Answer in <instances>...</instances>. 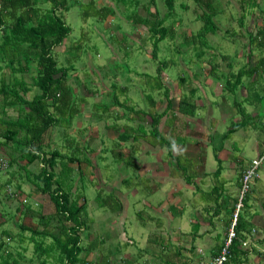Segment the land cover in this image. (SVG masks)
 Listing matches in <instances>:
<instances>
[{
	"label": "rangeland",
	"instance_id": "rangeland-1",
	"mask_svg": "<svg viewBox=\"0 0 264 264\" xmlns=\"http://www.w3.org/2000/svg\"><path fill=\"white\" fill-rule=\"evenodd\" d=\"M87 1L68 0L69 9L63 16L70 32L52 51L58 66H70L67 68L66 85L77 100L81 99L78 101L80 112L71 120L66 132L80 145L86 146V153L96 171L93 176H85L83 180L87 208L85 219L90 223H87L89 228L86 231L84 228L79 232V245L83 249L79 257L91 264H99L103 258L110 264H197L194 257L201 252L204 256L208 254V248L216 243V234L220 238L223 235L221 219L225 217L224 211L221 210L214 217L213 211L206 209L214 207L215 202L221 205L227 202L228 205L231 202L229 198L238 199L240 189L236 184L237 176L247 169L251 160L257 158L264 146V72L256 82L253 81L257 75L241 78L232 93L221 89L225 76L220 77L229 71L236 73L242 66H253L264 54V49L257 51L250 47L248 57L249 48L244 46L246 32H254L261 26V16L257 8H253L239 27L235 21L238 0H230V4H227V0H217L224 12L213 18L218 30L206 36L210 49L203 50L202 57L198 59L195 48L178 45L181 33L194 34L200 28L201 23L195 20L199 9L191 0H174L173 17L169 22H172L175 34L173 39L158 43L155 56L156 61L170 60L173 64L159 72L162 88L157 90L156 61L150 57L152 45L149 35L143 26L126 21V14L132 11L142 15L140 6L147 5V0H139L136 6L129 4V0L125 5L110 0H94L96 8L115 7L114 16L102 22H97L92 16L87 19L81 16ZM161 1L156 0L159 13L164 11ZM257 2L258 7L264 9V0ZM148 8L150 12L153 11L152 5ZM218 55L230 58V69L226 68V62L221 61ZM209 62L217 66L215 75L207 72ZM34 66L30 62L28 72L14 76L22 78L30 86L35 76ZM11 76L9 69L3 66L0 77L10 82ZM179 77H182V83ZM112 84L126 88V95L116 93L118 101L128 99L134 108L148 107L147 96H150L154 100L151 111L156 114L161 113L165 106L164 89L171 100L172 111L176 112L180 95L187 93L190 87H196L195 116L188 118L176 112L175 122L163 116L158 129L168 140L169 151L147 137L134 144L132 162L127 164L128 156L124 152L129 145L121 146L118 152L123 155V160L126 158L124 161L113 158L108 150L116 132L105 128L111 124L121 126L125 122L116 116L122 114V108L116 107L114 111L111 109L104 114L92 108L93 104H107L111 100V95L106 94ZM35 92L36 89L30 87L24 97L30 99ZM242 99L244 111L257 118V128L246 126L222 139L226 131L239 121L240 115L233 103ZM149 120L145 116L139 121L145 131H148ZM60 132V128L54 129L50 141L55 144ZM219 145H222L221 148ZM214 152L220 164L217 181L212 176L218 167ZM94 155L105 158L103 161L98 158L93 160ZM176 161L179 168L175 166ZM32 167L29 168L33 171ZM257 174L256 181L252 179L250 183L253 194L248 203L249 213L253 217L245 246L251 243L255 251H260L263 256L249 253L247 264H264V215L260 209L264 170L260 168ZM8 176L6 170L1 172L0 184ZM121 180L125 181L121 183ZM17 184L21 188L18 197L10 195V199H5L4 186L0 190V214H4L0 215V221L4 220L0 232L4 229L11 235V240L1 237L5 246L0 250V255L8 251L17 264H40L47 257H37L29 241L18 242V225L30 226L33 221L20 216L14 208L22 201L33 208L40 206L44 213H48L51 207L45 196L37 195L35 198L31 195V186L24 179L18 178ZM213 186L215 192L210 193ZM10 187L7 193L15 189L16 178ZM95 201L107 205L97 206ZM209 218L213 229L208 224ZM195 223L198 225L196 238L191 236L194 235ZM204 231L207 232L202 237H197ZM20 235L28 236V232H21ZM89 245L92 249L86 250ZM191 246L195 247L192 252ZM50 257H55V253ZM50 257L43 261L56 264Z\"/></svg>",
	"mask_w": 264,
	"mask_h": 264
},
{
	"label": "trees",
	"instance_id": "trees-1",
	"mask_svg": "<svg viewBox=\"0 0 264 264\" xmlns=\"http://www.w3.org/2000/svg\"><path fill=\"white\" fill-rule=\"evenodd\" d=\"M110 1L121 5H125L126 2V0ZM191 1L199 9V14H196L195 20H198L201 26L194 34L185 35L181 33V42L178 46L195 48V56L199 59L203 55V50L210 49L206 43V36L209 34L213 35L218 30V25L213 21V18L223 14L224 11L217 0ZM128 2L136 6L139 0H129ZM146 2L147 5L140 6V11L144 15L132 11L126 14V21L133 25L143 26L146 29L152 45L150 57L151 60L156 61L158 43L164 39H173L175 34L172 22H169L173 17L174 0L161 1L164 9L163 13L158 12L156 0H147ZM230 3L231 1L227 0V4ZM150 5L153 6L152 12L148 8ZM258 6L257 0H238L235 6V21L239 27L243 25L244 18L253 8H257L258 14L261 16V26L254 32H246L247 41L244 46L249 48L248 57L251 53L250 47L257 51L264 49V9ZM114 8V6L113 8L109 6L96 8L94 0H88L85 4V9L81 11V16L84 19L92 16L97 22H102L107 17L114 16ZM68 9V0H0V71L5 66L12 74L10 82L0 77V152L3 153L0 158L7 163L5 170L9 175L4 180V183L0 184V190L4 186L6 193L3 194V197L5 199H10V195L18 197L21 194V188L17 181L18 178L19 180L24 179L31 186L32 196L35 198L38 197L37 195L45 196L49 201L51 210L48 213H44L40 206L39 208H33L26 205L25 201L20 202L14 208L20 216L23 215L33 221L30 226L18 225L20 233L28 232V236H23L19 233L18 242L29 241L37 257L43 255L47 257L45 258L47 260L49 259L48 257L54 256L55 253V257L50 258L56 264H91L90 261L79 257L83 250L79 245V232L84 228V231H86L89 228L87 223H90L89 220L87 222L85 219L87 208L83 195V180L85 176H93L96 171L91 165L90 157L86 153V146L80 145L66 132L71 120L80 112L78 101H81V99L77 100L74 93L66 85L67 68H70V66H58L52 54L53 49L60 45L70 32L63 16V13L67 12ZM218 56L221 61L226 62V68L230 69V58L226 55ZM30 62L35 65V76L32 78L30 86H28L22 78L14 75L28 72L30 70ZM155 64L156 79H158L156 88L158 90L162 88L158 77L159 72L166 69L173 62L161 60L156 61ZM209 65L208 74L215 75L214 72L217 66L213 62H209ZM262 72H264V54L257 59L253 66H242L236 73L229 71L226 75H220L221 78L225 76L223 88L221 87V89L232 93L240 84L241 78H250L252 75H257L253 81L256 82L262 77ZM179 81L183 82L182 77H179ZM30 87L36 89V92L30 99H26L24 95L30 91ZM195 92L196 87H190L187 93L180 95L177 101V113L188 118L195 116L197 108ZM116 93L126 95V88L112 84L111 90L107 91L106 94L108 96L111 95V100L107 104H93L92 106L96 112L99 111L103 114L111 111V109L114 111L116 107L122 108V114L116 116L117 118H122L125 122L121 126L114 124L105 126L106 129L116 132V137L111 142V148L108 150L110 155L122 161L123 155L118 152L121 146L124 147L127 144L130 151L127 153V149L124 153L128 156L126 163L130 164L132 162L131 155L136 146L134 144H138L139 140L147 137L150 138V141H155L158 146L165 147L168 152L170 149L169 142L158 129L159 121L163 116H167L168 119H166L168 121L175 122L176 112L171 109V100L167 97L166 89L162 93L166 99L165 106L161 113L158 114L151 111L154 100L150 96H147L148 107L140 109L134 108L132 104H129L128 99H123L122 102L118 101ZM243 101L242 99L240 102L233 103L237 107L240 119L226 131L222 139H225L231 133L244 129L246 126L257 128L255 126L257 118L254 119V117L244 111L241 107ZM251 103L254 105L258 104L256 102ZM145 116L150 119L148 131H145L139 122ZM256 117H258L257 114ZM58 128L61 129V132L59 139L54 144L52 140L50 141V138L53 130ZM259 131L261 132V130ZM221 146L219 145L220 148ZM102 151L104 152V150ZM263 154L264 146L257 157H261ZM96 158L103 161L105 157L94 155L93 160H96ZM172 159H176V157H172ZM214 159L218 167L212 172V176L217 181L220 173V164L215 152ZM30 166H33V171L29 168ZM175 166L179 168L177 161ZM11 168L14 169L8 171ZM260 168L264 170V156L257 171ZM183 170L185 171L186 169L183 168ZM244 170L236 179L239 189ZM15 178V189L7 193L11 189L10 185ZM256 178L257 176L252 177L255 181ZM251 180L248 183V189L240 199V206L236 212L233 227L234 237L227 247V257L224 264H247L246 258L249 253L262 254L260 251H255L251 243L247 247L245 246L247 236L252 228L251 218L253 216L252 213H249L250 205L248 203L252 199L251 195L253 194L250 186ZM124 181L121 180V183ZM214 192L215 186L211 188L210 193ZM262 194L260 209L264 215V187ZM229 199L231 202L228 205L227 202L224 205L215 202L216 205L214 207L206 209L212 210L214 217H217L221 210L224 211L225 217L221 219L224 227L223 235L220 238L219 234H216V243L208 248V254L204 256V253L201 252V254L199 253V255L194 257L198 261L197 264L207 263L211 258L218 256L223 248L222 240L226 237L228 228L231 225L239 194L238 199ZM95 202L97 206L101 204L97 201ZM101 205L106 206L107 203ZM7 218L11 219V216ZM3 222L4 220H1L0 225ZM208 224L213 229V223L210 218L208 219ZM194 226V235L191 236L196 238L198 234V228L196 227L198 225L195 223ZM262 229L264 230V223L262 224ZM206 232L204 231L198 236L202 237ZM2 236L11 240V235L6 230H1L0 250L5 246V243L1 240ZM191 242H193L192 239ZM255 242L262 241L256 240ZM194 248L190 247L191 252L195 250ZM88 249H92L90 245L87 246L86 250ZM0 259V264H17L15 258L8 251H5L2 256L0 255ZM45 259H42L40 264H46L43 261ZM99 264L110 263L103 258V261Z\"/></svg>",
	"mask_w": 264,
	"mask_h": 264
},
{
	"label": "built area",
	"instance_id": "built-area-1",
	"mask_svg": "<svg viewBox=\"0 0 264 264\" xmlns=\"http://www.w3.org/2000/svg\"><path fill=\"white\" fill-rule=\"evenodd\" d=\"M263 156L264 154L261 157H257L256 159L251 160L249 166L243 172V175L240 180L241 185H240L239 199L235 206V210L233 213V219H232L230 227L228 228L227 235L222 240L223 248L220 251V254L214 258H211L207 263H201V264H224L226 262L227 247L229 243L231 242L232 238L234 237L233 227H234V222L236 218V212L238 211V208L240 206V199L243 193L246 192V190L248 189V183L250 182L252 177L257 176V169L259 168L261 164V159ZM6 168H7V163L3 159L0 158V172L5 170Z\"/></svg>",
	"mask_w": 264,
	"mask_h": 264
},
{
	"label": "crops",
	"instance_id": "crops-1",
	"mask_svg": "<svg viewBox=\"0 0 264 264\" xmlns=\"http://www.w3.org/2000/svg\"><path fill=\"white\" fill-rule=\"evenodd\" d=\"M198 237H201V236H198ZM200 239V238H199Z\"/></svg>",
	"mask_w": 264,
	"mask_h": 264
}]
</instances>
